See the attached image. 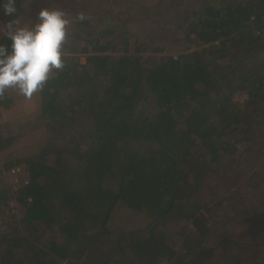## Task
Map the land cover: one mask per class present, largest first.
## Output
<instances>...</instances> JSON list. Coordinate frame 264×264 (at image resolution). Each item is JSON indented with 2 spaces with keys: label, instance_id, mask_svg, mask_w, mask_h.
<instances>
[{
  "label": "trees",
  "instance_id": "obj_1",
  "mask_svg": "<svg viewBox=\"0 0 264 264\" xmlns=\"http://www.w3.org/2000/svg\"><path fill=\"white\" fill-rule=\"evenodd\" d=\"M165 1L176 12L169 22L188 43L175 57L116 21L64 12L74 30L66 33L63 67L31 96L36 111L27 121L44 138L37 153L0 167L4 209L11 196L3 173L25 166L30 178L18 192L20 222L0 221L9 223L0 228V264H247L241 248L220 255L233 242L211 245L228 203L210 206L203 187L225 174L254 131L264 137V37L247 24L264 18V0ZM27 4L16 0L12 16L0 9V28L14 18L20 26ZM0 43H11L3 32ZM243 92L246 100L236 105L232 95ZM14 96L0 98V113L14 107ZM19 126L0 125V152L26 136ZM260 166L264 171V157ZM254 169L250 200L239 197L246 207L264 193V172ZM258 208L247 215L263 214ZM174 237H183L180 248ZM260 255L264 245L251 264H264Z\"/></svg>",
  "mask_w": 264,
  "mask_h": 264
},
{
  "label": "rangeland",
  "instance_id": "obj_2",
  "mask_svg": "<svg viewBox=\"0 0 264 264\" xmlns=\"http://www.w3.org/2000/svg\"><path fill=\"white\" fill-rule=\"evenodd\" d=\"M136 1L141 3V7ZM120 2V0H28L29 5L27 4L25 6L27 15L22 19L23 21L20 26L28 27L37 22V13L42 8L50 10L59 9L65 13L67 12V14H71L74 10H80L81 15H85V11H90L94 22H96L97 19L116 21L121 27L125 26V28L130 30L129 32L134 36V39L144 40V42L154 47L160 46V54L162 56H176L179 50L186 48L188 45L182 34L179 31L176 32L171 22H169L176 16V12L173 8L166 5L165 0H126L122 4ZM194 2L196 1H192V4ZM68 20L69 24L66 33L71 35L74 29H71V21L70 19ZM173 24L179 25L180 21H175ZM2 32L3 31L0 30V35ZM112 43L114 47L119 50L121 49L120 34H116V36L113 37ZM80 57L81 64H84L83 56ZM7 91L15 95L16 104L8 114H6V112L0 113V125L7 123L13 125L17 124L20 126L16 129L27 133L23 139L14 143L16 145L12 156L17 157L18 155V159L21 157L19 153H22L23 157L37 153L39 144L44 138L45 131H31V125L27 123L29 117L36 111L35 100L32 97L26 98L18 94L15 89H8ZM245 100L246 92L232 95V101L236 105H242ZM11 111L12 114L10 113ZM2 115H4L3 119L1 117ZM4 133H6V131ZM254 133L255 131L250 135L251 143L246 144L245 142V144H240L238 147L239 154H237V158L231 159L228 163L229 167L226 166L227 171L225 174L214 177L213 179L211 178L206 183L207 186L205 185L203 187L204 194L209 197L206 199L208 200L207 202L210 203V206L213 205L214 207V204L218 201H223V204L228 203L227 207L224 205L221 207V212L216 216L215 221L217 225L212 229L213 236L211 245L219 246L226 240L233 242L236 248L229 250L230 246H228V244H222L220 255H231L235 249L241 248L242 250L238 254L243 256L241 260L244 259L243 262L247 264H251V261H253V252L257 251V246L264 245V213L258 216L247 215L246 213L250 207L258 211V207L262 205L264 209V193H262V195L260 194V197L253 196L254 199H252L250 207L243 206L239 202V197H241V199L246 198L250 200L249 190H251L252 186L249 185V180L252 179V175L255 172L254 168L256 167L261 172H264L261 170L260 166V162L264 157V137L258 134L254 135ZM5 155L1 156L0 167L8 163V160L11 158L8 154ZM236 159H240L243 163L241 170L235 165ZM240 205L242 206L241 213H234L233 208H238ZM19 208L20 206H18L17 209L8 208L7 206V209H5L10 216H17V210ZM5 209L3 208V210ZM212 210L214 211V209ZM18 221L19 219L15 220L16 223H18ZM132 226L135 227L136 225ZM180 226L181 227L177 226L173 232H180V230H183V226ZM43 236L45 237V233ZM174 240L176 241V246L174 245L175 248H180L181 240L178 237H174ZM111 256L117 259L119 258L117 254H111ZM260 257L259 259H264L262 255H260ZM238 264H242V262Z\"/></svg>",
  "mask_w": 264,
  "mask_h": 264
},
{
  "label": "clouds",
  "instance_id": "obj_3",
  "mask_svg": "<svg viewBox=\"0 0 264 264\" xmlns=\"http://www.w3.org/2000/svg\"><path fill=\"white\" fill-rule=\"evenodd\" d=\"M0 9L3 15L12 16L17 11L16 0H0ZM68 24L62 10L42 8L31 26L21 27L15 18L3 25L0 30L11 43H0V98L8 89L26 98L42 90L52 71L63 67Z\"/></svg>",
  "mask_w": 264,
  "mask_h": 264
},
{
  "label": "built area",
  "instance_id": "obj_4",
  "mask_svg": "<svg viewBox=\"0 0 264 264\" xmlns=\"http://www.w3.org/2000/svg\"><path fill=\"white\" fill-rule=\"evenodd\" d=\"M247 24L256 37H260V38L264 37V18H262L258 22V20L255 17L251 16ZM213 45L216 46L217 43ZM1 117L3 119L4 115H2ZM3 177H4L5 188L6 190H8L11 196V201L8 203L7 206L8 208L11 207L13 209H17L19 206L17 202L19 189L22 187H26L30 182V178L25 169V166L12 167L8 171L3 173ZM26 202L30 203L31 200L27 199ZM58 264H74V262L69 259H63L58 261ZM156 264H172V263L166 261H160Z\"/></svg>",
  "mask_w": 264,
  "mask_h": 264
},
{
  "label": "crops",
  "instance_id": "obj_5",
  "mask_svg": "<svg viewBox=\"0 0 264 264\" xmlns=\"http://www.w3.org/2000/svg\"><path fill=\"white\" fill-rule=\"evenodd\" d=\"M8 112H9V111H6V114H8ZM10 113L12 114V111H11ZM20 140H21V139H20ZM15 145H16V144H13V145L10 147V149H7V150H5V151L0 152V159H1V156H2V155H5V154H8L9 156H11V158L8 160L9 162L12 161V160L17 159L18 155H17V157H16V156H12V153L15 151ZM19 154H20L19 156L23 157V154H22V153H19ZM5 156H6V155H5ZM21 157H19V158H21ZM19 158H18V159H19ZM8 217H10V214L7 212V210H6V209L3 210V208L0 207V218H1L0 220H7ZM12 217H16V219H19V222H20V220H21V218H22V210H21V208H19V209L17 210V216H13V215H12ZM8 224H9V223L2 222V223H0V228H1V227H5L6 225L8 226ZM5 228H6V227H5ZM43 237H44V236H43ZM180 240H183V237H181Z\"/></svg>",
  "mask_w": 264,
  "mask_h": 264
}]
</instances>
